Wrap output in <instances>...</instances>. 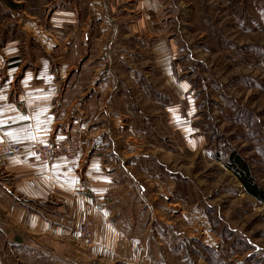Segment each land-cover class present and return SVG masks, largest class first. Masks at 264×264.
Segmentation results:
<instances>
[{
	"label": "rangeland",
	"instance_id": "rangeland-1",
	"mask_svg": "<svg viewBox=\"0 0 264 264\" xmlns=\"http://www.w3.org/2000/svg\"><path fill=\"white\" fill-rule=\"evenodd\" d=\"M45 4L0 0V51L16 40L20 72L31 58L21 14L25 5L54 9ZM114 9L109 25L120 27L105 35L101 59L121 86L116 97L133 106L135 146L146 153L122 172L138 185L123 196L137 220L133 236L103 249L87 217L93 244L73 231L74 263L98 243L91 264H264V201L225 162L240 153L264 188V0H122ZM89 24L94 33L99 23ZM106 195L113 203L114 192Z\"/></svg>",
	"mask_w": 264,
	"mask_h": 264
},
{
	"label": "crops",
	"instance_id": "crops-1",
	"mask_svg": "<svg viewBox=\"0 0 264 264\" xmlns=\"http://www.w3.org/2000/svg\"><path fill=\"white\" fill-rule=\"evenodd\" d=\"M66 1L46 0L54 7L49 13L23 7L30 9L21 14L30 39L29 69L20 72L16 40L0 51V139L23 148L18 157H0V264H75L71 235L89 216L95 238L104 239L103 249L111 239L134 235L129 222L137 220L135 209H127L123 196L138 185L122 172L130 171L129 160L146 153L135 146L133 106L116 97L115 88L121 86L101 59L105 35L108 30L117 35L120 27L111 29L110 19L117 18L107 16L122 0ZM89 22L99 23L94 33ZM137 23L146 26L143 18ZM74 69L77 74L68 76ZM66 139L78 142L76 156L57 151L45 161L32 152L36 143ZM111 151L115 157L108 160ZM122 188L126 192L116 193ZM112 191V202L118 198L119 203L115 211L106 199ZM95 245L79 264L95 262L102 249Z\"/></svg>",
	"mask_w": 264,
	"mask_h": 264
},
{
	"label": "built area",
	"instance_id": "built-area-1",
	"mask_svg": "<svg viewBox=\"0 0 264 264\" xmlns=\"http://www.w3.org/2000/svg\"><path fill=\"white\" fill-rule=\"evenodd\" d=\"M106 61L107 57L105 55ZM78 142L66 139L59 142L36 143L32 147V152L38 154L45 161L58 152H63L68 157L77 155ZM22 145L20 142L12 141L7 138L0 139V157H18L22 155ZM78 232V240L85 246L93 244L94 228L91 219H86L81 223Z\"/></svg>",
	"mask_w": 264,
	"mask_h": 264
},
{
	"label": "trees",
	"instance_id": "trees-1",
	"mask_svg": "<svg viewBox=\"0 0 264 264\" xmlns=\"http://www.w3.org/2000/svg\"><path fill=\"white\" fill-rule=\"evenodd\" d=\"M225 162L226 166L242 183L244 190L253 197L264 201V188L254 176L252 168L245 158L240 153L233 152Z\"/></svg>",
	"mask_w": 264,
	"mask_h": 264
}]
</instances>
